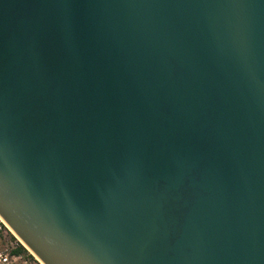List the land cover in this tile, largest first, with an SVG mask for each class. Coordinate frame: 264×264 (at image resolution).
I'll use <instances>...</instances> for the list:
<instances>
[{"label":"water","instance_id":"95a60500","mask_svg":"<svg viewBox=\"0 0 264 264\" xmlns=\"http://www.w3.org/2000/svg\"><path fill=\"white\" fill-rule=\"evenodd\" d=\"M0 217L41 264H264V0H0Z\"/></svg>","mask_w":264,"mask_h":264},{"label":"built area","instance_id":"2783aa9c","mask_svg":"<svg viewBox=\"0 0 264 264\" xmlns=\"http://www.w3.org/2000/svg\"><path fill=\"white\" fill-rule=\"evenodd\" d=\"M0 241L4 243L3 245H0V264H31L29 258H26V254L28 253L16 252L21 246L24 245L21 240L14 235V233L1 217ZM31 255L34 256L32 253ZM34 259L36 260L37 258L34 256ZM38 263H40V261L37 259L35 264Z\"/></svg>","mask_w":264,"mask_h":264},{"label":"rangeland","instance_id":"374dc122","mask_svg":"<svg viewBox=\"0 0 264 264\" xmlns=\"http://www.w3.org/2000/svg\"><path fill=\"white\" fill-rule=\"evenodd\" d=\"M3 244H4V243L0 241V245H3ZM29 254H30V255H29ZM26 258H29L31 264H35V262H36V260H37V259L35 260L34 257H31V253H30V251H28V254H26Z\"/></svg>","mask_w":264,"mask_h":264},{"label":"trees","instance_id":"16d2710c","mask_svg":"<svg viewBox=\"0 0 264 264\" xmlns=\"http://www.w3.org/2000/svg\"><path fill=\"white\" fill-rule=\"evenodd\" d=\"M16 252L17 253H20V252L28 253V250L24 246H21ZM31 257H34V256L31 255ZM38 264H40V263H38Z\"/></svg>","mask_w":264,"mask_h":264}]
</instances>
